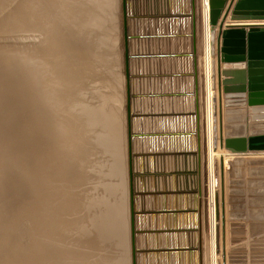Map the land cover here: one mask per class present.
<instances>
[{
    "label": "rangeland",
    "instance_id": "obj_1",
    "mask_svg": "<svg viewBox=\"0 0 264 264\" xmlns=\"http://www.w3.org/2000/svg\"><path fill=\"white\" fill-rule=\"evenodd\" d=\"M19 1L21 0H13L11 6H15ZM68 1L75 7L67 11L64 18L67 24L70 23L69 25L75 26L74 23H78L77 17L80 16L78 12L81 6H84L85 11L89 13L98 12L99 24L95 22L97 24L95 29H99L97 36L102 37L105 45L111 49L109 48V52L104 49L99 51L100 57L96 56V63L100 72L94 76L96 81L103 83L100 88L102 93L110 95V92L116 95L118 101L113 102L112 110L116 111L118 126L122 128V148L119 150V156L104 151L101 153L100 151L104 149L102 144L94 143L92 140L93 147L89 149L91 151L87 155L86 168L83 164L76 168L78 160L70 173L68 171L66 174L67 179L75 178L77 181L75 194H79V198L77 195L74 199L67 195L68 199H65L68 209L66 219L73 217L80 226L76 225L73 232L66 231L65 234V237L70 240L67 245L69 244L68 253L72 261L76 264L80 259L73 248L75 240L80 242L78 237L81 232H77V227L78 230L84 227L89 233L97 232L98 228H95L97 223L89 225L88 219L92 220V215L95 213L96 215L99 213L101 219L102 217L109 219L107 209L116 205L122 212L124 240L125 243L127 241V246L123 249L114 244H111L112 248L107 246L102 253L105 257L103 264H113L120 261L123 256L127 258L126 264H213V259L215 264H264V153L233 155L224 147L228 137L239 134L251 135L253 125L246 127L241 120L228 117L224 111L223 107L226 106L224 93L219 92L218 78L219 30L212 26L211 31L215 30V42L214 45L212 44L215 55L212 56V62H215L216 79L215 88H213L215 98L212 152L213 199L210 195L202 0H184V5L193 18L190 25L192 36L188 41L192 52L193 96L188 103L183 101L180 105L182 113H186V108H189L192 113L194 112L195 119L191 121L181 118L183 123L180 130L184 129V132L187 131L186 128L191 130L184 135L181 132L180 137L173 142H164L163 156L157 159L146 158L143 153L146 143L139 138L141 124L133 106L134 95H140L138 90L140 84L137 85L135 74L139 72L141 59H132L130 56V25L127 23L129 19L127 9L132 2L107 0V5H102L101 8L98 5V9L93 10L97 0ZM74 14L77 19H71ZM3 21L4 18H0V53L3 52L2 56L0 54L1 59L6 58L10 50L18 45L30 47L34 43L38 44V40L23 39L22 36L9 32L11 29H6V22ZM173 48L177 49V42L173 43ZM7 52L9 53L4 55ZM105 65L109 66L104 68ZM106 70L110 71L107 73ZM15 72L16 69L13 68L12 73ZM109 73L114 74L112 81L116 85L112 88L104 83L110 77ZM6 79L2 85L8 84L10 78ZM106 85L109 86L107 90ZM3 89V94L8 92L11 105L15 106L18 103L20 112L30 107L23 89H15L13 92L7 88ZM9 102L5 99L0 101L1 107H5L1 108L5 116L9 111L7 108ZM110 107L111 104L108 103L107 108ZM75 113L77 114V111ZM5 119L1 125L5 130L16 133L19 129L22 131L30 127L25 122L28 120L21 114L17 116V122L11 116ZM21 133L20 137L28 136L26 133ZM7 134H5L6 137L9 135ZM92 136L91 134V138ZM148 143L151 145L150 140ZM13 146V144L8 145V147ZM112 157L116 161L115 166L109 164L113 161ZM9 186L8 183V186L4 187V197L0 198L1 209L6 203L10 206L14 202L15 206H20L27 203L30 198L42 197V194L46 193L43 190L31 193L28 188H25L16 196L15 190H10ZM94 197L101 201L107 200V204L101 203L103 207L101 211L98 207L92 208L86 205ZM38 208L42 210L43 206ZM212 211L214 212L213 221ZM25 216L32 217V214L21 213L17 224H14L18 228V237L17 235L16 237L19 245L27 249L32 242V232L41 233L40 228L46 224V218L45 221L38 218L36 222H32ZM213 225L215 240L214 238L212 240L211 234ZM101 226L102 223L99 220L98 227ZM107 226V232H112V225L111 230L110 224ZM104 230H106L105 227ZM87 232H84L86 233L84 242L89 240ZM77 233L80 235L77 236ZM106 236L111 235L106 234ZM83 241L81 249L87 256H93L94 251H91V247ZM79 246L75 247L78 249ZM134 246L137 251H134ZM72 261L70 264H73Z\"/></svg>",
    "mask_w": 264,
    "mask_h": 264
},
{
    "label": "bare ground",
    "instance_id": "obj_2",
    "mask_svg": "<svg viewBox=\"0 0 264 264\" xmlns=\"http://www.w3.org/2000/svg\"><path fill=\"white\" fill-rule=\"evenodd\" d=\"M12 1L0 0V18H4L6 29H11L9 32L18 34L23 39L33 38L39 42L30 47L18 45L11 49L10 53L4 54L9 53L4 59H1L3 52L0 53V101L1 99L10 101L8 92L2 93L3 88H7L10 92L23 89L30 103L28 109L20 112L18 103L14 106L10 101L7 107L10 112L7 111V116L5 112L2 113L1 108L5 107H1L0 104V198L4 197L3 190L8 183L9 189L15 190L16 196L25 188L31 193L41 190L46 193H43L42 197L30 198L27 203L20 205L21 207L15 206L14 202L10 206L6 203L2 209L0 207V264H70L72 259L68 253L69 244L67 245L70 240L65 234L66 231L73 232L77 223L73 217L66 219L68 209L65 199H68L67 195L74 199L79 194H75L77 181L75 178L67 179L66 174L68 171L70 173L78 160L76 168L82 164L86 168L87 155L90 154L89 149L93 147L92 140L94 143L102 144L104 149L100 151L101 153L104 151L119 156V150L122 148V128L118 126L116 111L112 110L113 102L118 99L110 92V95L102 93L100 88L103 83L96 81L94 76L100 72L96 63V56L100 57L99 51L104 49L109 52L111 48L105 45L102 37L97 36L99 29H95V25L99 24L98 12L89 13L85 11L84 6H81L78 12L80 16L77 17L78 23H74L73 26L67 24L64 19L67 11L75 9L73 3L68 0H21L15 6H11ZM202 2L209 188L213 199L212 152L215 100L211 54L213 35L209 0ZM98 5L100 8L102 5H107V0H97L92 9L97 10ZM77 18L74 14L71 19ZM108 66L105 65L104 68ZM13 68L16 69L14 74ZM109 71L106 70L107 73ZM109 74L110 77L104 83L112 88L116 85L112 81L114 74ZM7 77L10 78L8 84L2 85ZM106 86L107 90L109 86ZM108 103L111 104L110 108H107ZM19 114L28 120L25 121L30 126L28 129L22 131L19 129L15 133L2 128L5 117L11 116L17 122L16 118ZM197 123L199 126L198 119ZM21 132L28 136L20 137ZM91 134L96 138L93 136L91 138ZM10 144L14 146L8 147ZM114 162L116 161L113 158L112 162L107 163L115 166ZM117 185L121 186V184ZM106 201L94 197L86 205L92 208L98 207L101 211L103 209L101 203L107 204ZM71 203L76 204L73 201ZM39 206H43L42 210H39ZM111 207L107 209L109 219L102 217V220L99 218V213L93 214L92 220L88 219L89 225L97 223V227L95 226L98 228L97 232L89 233L84 227L78 230L80 226L77 225V232H81V235L77 233V236L80 235L79 243L76 240L73 242L75 254L80 258L76 264H103L105 257L102 253L107 246L112 248L111 244H114L120 249L127 246V241L125 243L124 240L122 212L116 205ZM71 210L73 212V205ZM21 213L32 214V217L25 216L32 222H36L38 218L45 221L46 218V224L40 228L43 233L32 232V242L27 249L19 245L17 239L16 224ZM211 218L213 221V211ZM99 220L102 223L101 227H98ZM107 224H110V230L112 225V232H107ZM214 229L213 225L212 240L215 235ZM3 232L5 233L2 235ZM84 232L89 236V240L85 242ZM82 241L94 251L93 256H87L81 249ZM78 245L80 246L77 249ZM44 249L46 254L43 252ZM134 251H137L136 246ZM122 259L113 264H126V256ZM212 263L215 264L214 259Z\"/></svg>",
    "mask_w": 264,
    "mask_h": 264
},
{
    "label": "built area",
    "instance_id": "obj_3",
    "mask_svg": "<svg viewBox=\"0 0 264 264\" xmlns=\"http://www.w3.org/2000/svg\"><path fill=\"white\" fill-rule=\"evenodd\" d=\"M130 2V56L141 59L135 74L140 97L134 95L133 106L141 124L139 138L146 143L143 153L146 158L157 159L163 156L164 142H173L181 132L184 135L191 130H180L181 118L195 119L189 108L182 113L180 105L193 96L192 52L188 44L193 18L184 0ZM174 42L177 49L173 48Z\"/></svg>",
    "mask_w": 264,
    "mask_h": 264
},
{
    "label": "water",
    "instance_id": "obj_4",
    "mask_svg": "<svg viewBox=\"0 0 264 264\" xmlns=\"http://www.w3.org/2000/svg\"><path fill=\"white\" fill-rule=\"evenodd\" d=\"M209 17L219 30V92H224L225 105L264 106V0H209ZM211 33L214 56L215 30ZM212 76L215 88V62ZM258 127L264 129V124ZM224 147L233 155L264 153V134L227 138Z\"/></svg>",
    "mask_w": 264,
    "mask_h": 264
},
{
    "label": "crops",
    "instance_id": "obj_5",
    "mask_svg": "<svg viewBox=\"0 0 264 264\" xmlns=\"http://www.w3.org/2000/svg\"><path fill=\"white\" fill-rule=\"evenodd\" d=\"M231 19L230 16L228 18V21L226 24H230ZM224 79V77H222ZM222 93H224L222 91ZM225 110V113H227L228 117L231 118H236L241 120L246 127L249 125H253L252 128V134L249 136L246 135H234L228 138H234V137H252V136H259L264 134V129H260L258 127V124H264V106L261 107H249V106H244V107H223Z\"/></svg>",
    "mask_w": 264,
    "mask_h": 264
}]
</instances>
